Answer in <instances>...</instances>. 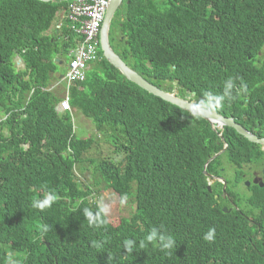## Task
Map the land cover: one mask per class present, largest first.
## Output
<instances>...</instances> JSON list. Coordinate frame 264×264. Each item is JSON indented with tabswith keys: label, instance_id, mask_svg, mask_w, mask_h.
<instances>
[{
	"label": "trees",
	"instance_id": "16d2710c",
	"mask_svg": "<svg viewBox=\"0 0 264 264\" xmlns=\"http://www.w3.org/2000/svg\"><path fill=\"white\" fill-rule=\"evenodd\" d=\"M56 8L35 0H0V81L11 76L4 75L1 65L8 68L13 40L40 33L49 16L39 20L32 14H52ZM117 20L122 40L112 41L133 70L156 86L167 83L165 92L188 91L208 103L229 92L232 99L225 96L221 114H249L250 130L264 136V0H125ZM97 68L85 91L73 92V101L85 117L95 113L99 131L105 128L99 151V140L75 137L69 143L72 152L64 154L68 134L42 119L53 114L51 93L37 91L28 108L37 112L29 115L25 133L44 137L50 149L30 180L36 191L58 197L50 210H32V187L18 183L21 172L0 158V202L9 211L0 209V264L12 259L16 264H264V227L224 213V204L206 189L204 166L215 152L208 149L222 145L200 135L189 152L169 158L193 131L209 125L127 81L104 59ZM0 106L6 112L18 108L12 97H0ZM15 129L17 135L23 133L20 124ZM30 139L28 155L38 145ZM138 139L147 147L145 160L136 154ZM19 140L10 137L16 149ZM95 146L96 154L89 155ZM3 147L0 143V157ZM217 162L207 172L218 173ZM74 165L81 173L93 169V182L78 180ZM108 189L117 196V211L121 201L129 203L121 221L113 220L102 195ZM227 192L235 205L243 201L236 191ZM102 206L106 213H100ZM210 229H215L214 238L207 242L203 237Z\"/></svg>",
	"mask_w": 264,
	"mask_h": 264
},
{
	"label": "clouds",
	"instance_id": "9594fccd",
	"mask_svg": "<svg viewBox=\"0 0 264 264\" xmlns=\"http://www.w3.org/2000/svg\"><path fill=\"white\" fill-rule=\"evenodd\" d=\"M35 1L50 6H56L57 8L52 14L45 11L32 14L37 16L39 20L47 15L49 16L46 21L41 22L42 31L40 33H29L28 39L22 40L21 42L15 39L13 40L14 49L12 51V56L9 55L8 60L5 62L8 68L1 65V69L5 71L4 75L11 76H7L5 79L2 77L0 81V97H12L18 105V108L10 109L8 112L0 106V143L6 148L5 150L3 147L4 151L0 157L1 163L14 166L16 170L21 172L17 182L22 183V181H24L27 186L32 187L31 193L34 196H32L28 205H30L35 213L42 214L50 210L52 204L58 197L54 194H45L42 190L36 191L32 186L33 181L30 179H35L33 178V172L40 169L42 162L50 155V149L48 147V141L44 137L25 133V124L29 122V115L37 112V108H32L30 110H28V108L37 91L52 94L53 114H48L42 117V119L46 123L51 122L55 126H59L62 132L68 134L67 151L64 154L72 152L69 143L75 142L74 138L77 137V122H80L84 127V124L91 123L95 125V122H100L97 116H93L95 113H92L90 118H87L79 108L74 106L73 92L85 91V86H89V75L92 72L99 71L97 67L103 59L110 66L115 68L104 57L100 40L101 32L106 26V19H109V46L114 54H116L130 70L162 92L175 95L177 98L193 104L189 105V107L194 113L206 111V113L209 114L231 119L235 126L242 130L239 131L236 127L222 125L219 120H214L210 115L200 117L187 110H183L201 118L209 127L193 131L188 141L185 142V146L181 147L169 158L189 152L200 139L198 138L200 135H202L204 137L203 140L208 143H216L217 146L222 145L219 149L213 146L208 149L209 151H215L207 161L203 171L208 193L213 195L218 204H224L222 207L224 213H231L237 219L245 218L247 222L256 224V227L259 229H261L262 226L264 227V192L260 191V189L264 190V144H257L250 141L247 137L242 135V132L245 131L247 134L255 136L258 139H264V136L260 137L254 132H251L234 116H224L221 114L222 111L219 108L222 106L225 96H228L230 100L232 99L229 92L226 91L224 95L212 97L214 103L205 102L203 98L195 99L194 93L189 94L188 91H186L185 94L179 93L176 89H174L173 92H165L164 89H162V85L166 86L167 83L161 82V84L163 83L161 86H156L153 82L146 80L141 74L128 66L118 54L116 40L112 41V37L118 39V41L122 40V36L116 29L115 24L116 22H120L117 20V12L122 8L125 0H122L112 17L107 16L108 7L112 0ZM233 4H236V2H233ZM238 14L240 16L239 5ZM261 47L260 53L264 51V43ZM115 69L118 70L117 68ZM20 71L23 72V75L18 77ZM33 71H35L36 76L32 75ZM61 71H63V73H61ZM118 72L127 81L135 84L128 80L119 70ZM26 84H28L29 87H27ZM135 85L138 86L137 84ZM138 87L149 93L142 87ZM231 87L232 85L229 83L227 88L231 89ZM244 90L247 91L246 84L244 85ZM9 106L12 108V105ZM17 124H20L23 128V133L19 135H17L15 129ZM104 130L105 128L102 131L96 128L98 133H104ZM107 132L108 134L112 133L111 131ZM12 136L20 138L17 149L11 144L10 137ZM84 136L79 137V139H85L83 138ZM30 138H34L36 141L38 140V145L32 155L27 154L31 149L32 140ZM241 139L246 140L254 147L246 148L242 144ZM136 145L138 147L136 154L141 155L145 160L147 147L143 140L138 139ZM35 156L37 157L33 160ZM230 156L236 157V160ZM223 157H228L230 165L222 163ZM216 160H218V162L215 163L218 165V173L215 171L207 172L208 165ZM72 169L78 180H81L82 177L88 173H81L79 171V165H77V167L74 165ZM230 169L233 171V175L230 174ZM249 169L259 171L260 176L255 178L252 183L244 184L245 178L243 176L251 173ZM38 177H40V175L36 178ZM242 182L244 192L241 194L237 191V187ZM233 185L235 187L232 188ZM228 189L231 190V193L236 191L239 198H242L243 201L235 205L227 192ZM248 196L252 198V201L246 199ZM124 199L126 200L127 197L125 196ZM229 204L232 205L231 209L229 208ZM0 209L5 213L9 212L1 202ZM106 212L107 208L102 206L100 208V213ZM87 215L91 220L93 216L92 212L87 211ZM101 223L103 222L101 221ZM43 231H47V227H45ZM214 233L215 229H210L204 235L203 239L207 242H211L214 238ZM154 236L155 233L153 232L147 239L151 241L154 239ZM124 244L126 251L131 252V242L126 240ZM169 246H171V241L168 245H165V247ZM7 264H16V261L12 259Z\"/></svg>",
	"mask_w": 264,
	"mask_h": 264
},
{
	"label": "water",
	"instance_id": "95a60500",
	"mask_svg": "<svg viewBox=\"0 0 264 264\" xmlns=\"http://www.w3.org/2000/svg\"><path fill=\"white\" fill-rule=\"evenodd\" d=\"M40 1H47V0H40ZM122 0H112L109 4L107 16L112 17L115 10L120 6ZM108 24L109 19H106V26L103 28V31L101 32V48L104 53V57L110 62L111 65H113L115 68H117L128 80L134 82L138 86L142 87L152 95L159 97L163 99L164 101L175 105L179 107L182 110H187L191 113H194L192 109L189 107V105H193L187 101H184L182 99L177 98L175 95L164 93L161 90L157 89L153 85L148 84L146 81H144L139 75H137L135 72L130 70L126 64L111 50L109 43H108ZM200 117H206L207 115L212 116L214 120H219L222 125H226L228 127H236L239 131H242L240 128L235 126L233 121L231 119H225L221 116L209 114L206 113V111L202 113H194ZM242 135L247 137L250 141L257 143V144H264V139H258L255 136L247 134L245 131L242 132ZM264 171V170H263Z\"/></svg>",
	"mask_w": 264,
	"mask_h": 264
},
{
	"label": "rangeland",
	"instance_id": "374dc122",
	"mask_svg": "<svg viewBox=\"0 0 264 264\" xmlns=\"http://www.w3.org/2000/svg\"><path fill=\"white\" fill-rule=\"evenodd\" d=\"M61 73H63V71H61ZM84 125H85V127L80 122H77V124H76V136L79 138L81 136H84L87 132V134L83 138L92 137L95 139V141L99 140L98 149L95 146L94 149H92L89 153V155L96 154V149L99 151V148H100V138H103L106 141L105 136L103 133H98L96 131L94 124L88 123V124H84ZM106 133H108V132H106ZM101 144H106L104 146V148L107 151H110V147H109L108 142L104 143L102 141ZM222 163L230 165V160L228 159V157H223ZM232 169H233V167H232ZM230 174L233 175V171L231 169H230ZM93 177H94L93 172H92V170H90L85 176L82 177V179L87 180L91 184L93 182ZM237 188H238L237 191L242 194L244 192L243 182L240 183ZM111 193H112L111 189H108L107 191H104V192L102 191L103 197L106 199V201L110 205L111 213L113 215V220L114 221H121V219L127 215L126 208L128 207L129 203L121 201L119 203V209L117 211V199H116L117 196H113ZM114 199H115V201H113ZM229 208L231 209L232 205L229 204Z\"/></svg>",
	"mask_w": 264,
	"mask_h": 264
},
{
	"label": "flooded vegetation",
	"instance_id": "af4514ba",
	"mask_svg": "<svg viewBox=\"0 0 264 264\" xmlns=\"http://www.w3.org/2000/svg\"><path fill=\"white\" fill-rule=\"evenodd\" d=\"M234 117L237 118L239 122L242 123L248 130H250V128L252 127V118L249 114L243 113L239 116H234ZM257 128H260V125H258ZM249 171L251 172L249 175L245 174L243 176L245 178L244 184L252 183L255 178H258L260 176L259 171H256L255 169H249Z\"/></svg>",
	"mask_w": 264,
	"mask_h": 264
}]
</instances>
